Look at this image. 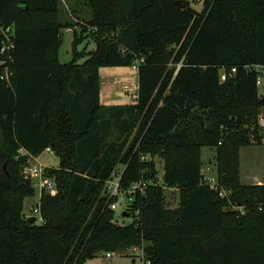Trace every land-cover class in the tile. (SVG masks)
Listing matches in <instances>:
<instances>
[{
  "label": "trees",
  "instance_id": "16d2710c",
  "mask_svg": "<svg viewBox=\"0 0 264 264\" xmlns=\"http://www.w3.org/2000/svg\"><path fill=\"white\" fill-rule=\"evenodd\" d=\"M175 1L87 0L90 16L76 24L94 46L78 50L73 33L62 63L60 30L70 23L59 0H0L15 43L10 83L0 79V264H80L134 245L151 264H264V183L243 184L239 171L240 149L264 145V0H202L198 13ZM141 57L136 99L103 104L100 67ZM20 146L59 159L44 172L57 192L41 190V223L24 208L37 189ZM203 147L215 151L226 197L204 178ZM154 155L161 183L128 193L158 177ZM116 177L131 197L129 223L110 207L119 195L106 182ZM166 188L177 190L173 209Z\"/></svg>",
  "mask_w": 264,
  "mask_h": 264
},
{
  "label": "rangeland",
  "instance_id": "374dc122",
  "mask_svg": "<svg viewBox=\"0 0 264 264\" xmlns=\"http://www.w3.org/2000/svg\"><path fill=\"white\" fill-rule=\"evenodd\" d=\"M189 5L196 10H200L202 7V0H187ZM90 16V9L87 0H59V19L62 22H69V27H63L60 30L62 37V43L59 47V61L64 63L68 62L72 58L71 48L73 33L75 37L80 40L77 48L91 49L94 46L91 37L87 36L82 32L81 26L76 24L78 19L81 17L88 18ZM80 23V22H79ZM81 24H85L82 23ZM74 37V38H75ZM83 58L79 59L81 62ZM100 75L102 76V88L100 91V97L102 102L107 104H123L132 103V95L127 89L134 91V85L136 79L133 77L131 66H102L99 69ZM126 85V86H124ZM262 86H259V90L262 91ZM215 151L213 149L203 147L201 152V159L203 162L202 173L207 177L215 176ZM143 158L149 159V154H146ZM157 175L161 176L163 172V160L157 155L153 157ZM38 160L47 167H57L59 159L55 153L49 151H42L38 156ZM209 165V167L205 165ZM211 166V167H210ZM121 165L118 166L120 168ZM240 182L243 184L256 183L257 178L264 182V145H249L244 146L240 149ZM37 194H38V188ZM164 205L168 209H173L178 204L177 190L174 188H166L164 190ZM37 194L25 199L24 208L26 214L29 213V207L34 205L37 199ZM118 206L115 208L114 213L118 222L129 223L131 217L129 215H123L126 204H128L125 196H118L115 201ZM129 259L125 253L113 252V256L110 261L104 258V255L88 259L80 264H105L108 262H128Z\"/></svg>",
  "mask_w": 264,
  "mask_h": 264
},
{
  "label": "built area",
  "instance_id": "2783aa9c",
  "mask_svg": "<svg viewBox=\"0 0 264 264\" xmlns=\"http://www.w3.org/2000/svg\"><path fill=\"white\" fill-rule=\"evenodd\" d=\"M0 35H1V41H0V79L4 80L6 83H10L11 76L13 74V70L11 68V63L13 62V52L15 49V43H14V32L13 28L10 26H4L0 23ZM143 58H138L132 63L131 68L133 72V77L136 79V72L138 68V63L142 61ZM257 69H262L257 68ZM235 72V68L231 67L230 69L221 68L219 72V78L220 80H225L226 77ZM256 83L260 85L262 83V76H258L256 79ZM125 86V85H124ZM132 95L133 101L136 99L137 96V83L134 85V91L131 89H127ZM257 123L259 125V128L262 132H264V112H261L257 116ZM49 151L53 153V150L49 147H46L43 151ZM40 155V154H39ZM39 155H33L30 153L26 148L23 146H20L17 148V157H25L26 162L23 165L22 173L26 178H29L33 181L35 187L38 188V194L37 199L34 205H31L29 207V213L27 215L34 216L36 222L41 223L42 217L39 210V198L40 193L42 189H45L49 193L55 194L57 192V187L54 179L52 177H47L44 172L47 166H45L43 163H41L38 160ZM206 182L208 183L209 187L211 189L217 190L218 195L221 197H226L228 195V192L222 188L219 187L216 183V177H204ZM148 183L152 184H159L161 183V178L158 176L156 179H149V180H140L137 182H134L129 189H127L128 193H132L136 190L142 191ZM106 190L110 197L119 195V196H125L124 191L120 189L119 186V177H116L114 179H110L106 182ZM127 199V202H131L130 196H125ZM116 201V200H115ZM113 201L110 204V207L115 209L117 208L118 204ZM127 205V204H126ZM134 213L137 214V210H134ZM113 256L112 251H107L104 254V258L107 261H110L111 257ZM127 257L129 261H133L134 264H151V261L149 258L145 257L143 249L139 246H132L127 253Z\"/></svg>",
  "mask_w": 264,
  "mask_h": 264
},
{
  "label": "water",
  "instance_id": "95a60500",
  "mask_svg": "<svg viewBox=\"0 0 264 264\" xmlns=\"http://www.w3.org/2000/svg\"><path fill=\"white\" fill-rule=\"evenodd\" d=\"M175 3L177 5H179L180 7H185V8H187L188 10H190V11H192L194 13H198L199 12L198 10H196L192 6H190L189 5V1H187V0H176ZM123 215H128V214L126 212H123ZM33 221H35V217L34 216H32L30 218V222H33Z\"/></svg>",
  "mask_w": 264,
  "mask_h": 264
},
{
  "label": "crops",
  "instance_id": "0c3cea01",
  "mask_svg": "<svg viewBox=\"0 0 264 264\" xmlns=\"http://www.w3.org/2000/svg\"><path fill=\"white\" fill-rule=\"evenodd\" d=\"M100 79H101V88H102V76L100 75ZM126 86V85H125ZM101 88H100V91H101ZM101 101H102V99H101ZM103 104H105V105H107V103H105V102H102ZM124 104V103H123ZM206 167L208 166L209 167V165H205ZM211 167V166H210ZM255 183V182H254ZM256 183H264V182H262V181H260V179L259 178H257V180H256ZM30 198V197H29ZM27 199V198H26Z\"/></svg>",
  "mask_w": 264,
  "mask_h": 264
}]
</instances>
